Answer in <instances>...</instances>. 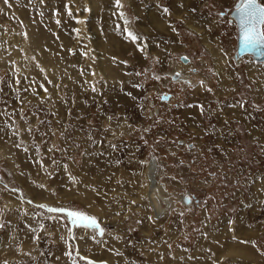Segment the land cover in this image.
I'll list each match as a JSON object with an SVG mask.
<instances>
[{
    "label": "rangeland",
    "instance_id": "obj_1",
    "mask_svg": "<svg viewBox=\"0 0 264 264\" xmlns=\"http://www.w3.org/2000/svg\"><path fill=\"white\" fill-rule=\"evenodd\" d=\"M238 2L0 0V264H106V242L123 264H264V60L236 57Z\"/></svg>",
    "mask_w": 264,
    "mask_h": 264
},
{
    "label": "snow or ice",
    "instance_id": "obj_2",
    "mask_svg": "<svg viewBox=\"0 0 264 264\" xmlns=\"http://www.w3.org/2000/svg\"><path fill=\"white\" fill-rule=\"evenodd\" d=\"M29 2L31 3V0H29ZM3 3L5 5H9V0H3ZM39 3L43 4L44 0H39ZM119 3L120 0H117V4ZM164 11L167 12L168 10L164 9ZM235 19L238 23L240 34V51L251 52L254 55L264 56V4L259 3L258 0H239V2L235 5ZM57 23H59V21H57ZM125 32L133 42L138 39V37L132 32L128 31V29H125ZM81 55L86 56L87 53H81ZM182 59L186 61L187 57H183ZM41 71H43V69H41ZM137 75H140V73H137ZM179 77L180 73H175L174 79H179ZM156 79L159 80L161 79V77L158 76L156 77ZM201 86H203V81H201ZM92 90L95 91V87H93ZM208 91H211V89H208ZM28 131L31 132V129H28ZM14 135H18V133H14ZM15 147H20V145L16 144ZM25 151H27V149H25ZM49 151H52V149H50ZM41 187H43V185H41ZM12 191L16 192L19 190L14 188L12 189ZM21 199L23 202V198ZM26 202L30 205L34 203L32 200H27ZM36 207L38 209L45 210L50 214H62L61 218H63V216H66L68 223L73 226L94 230L99 236H103L104 234V230L99 226L97 219L93 216L86 215L81 211L68 210L62 207H49L46 204H39L36 205ZM119 214L120 213H117V215ZM46 219L53 220L55 219V217L49 215L46 217ZM0 227H4V225H0ZM39 227L41 230H43L45 225L41 222L39 223ZM68 231L71 232L72 229L69 228ZM93 239H95V237H93ZM233 239H236V237H233ZM240 243L249 242L241 240ZM252 243L253 246H255V243ZM65 254L70 257L72 256L71 252H66ZM77 255L79 256L78 252ZM79 259L82 261H86V264H94L92 260L88 259L85 256H79ZM73 264H76L75 260H73ZM213 264H218V262L214 259Z\"/></svg>",
    "mask_w": 264,
    "mask_h": 264
},
{
    "label": "bare ground",
    "instance_id": "obj_3",
    "mask_svg": "<svg viewBox=\"0 0 264 264\" xmlns=\"http://www.w3.org/2000/svg\"><path fill=\"white\" fill-rule=\"evenodd\" d=\"M232 18H233V16H232ZM234 19V18H233ZM237 38H238V31H237ZM31 39V38H30ZM29 39V40H30ZM26 41L28 40V39H25ZM32 47H35V46H32ZM30 50V49H29ZM25 51V50H24ZM33 52V51H32ZM32 52H31V54H32ZM24 54V53H23ZM26 55H28L27 54V51H25V55L24 56H26ZM29 56V55H28ZM245 56V55H244ZM247 56V55H246ZM34 57V56H33ZM41 57H42V55H41ZM242 57V56H241ZM241 57H237V59L238 58H241ZM34 59V58H33ZM240 60V59H239ZM30 61H32L31 60V58H30ZM257 61V60H256ZM44 62V61H43ZM43 62L42 63H40L41 65L43 64ZM259 62V61H258ZM185 64V63H184ZM27 70H29V69H27ZM31 70H32V68H31ZM44 70V69H43ZM175 72H181L180 71V69H178L177 71H175ZM34 73V72H33ZM182 80H184V81H186L187 80V77H185L184 75H182L181 74V77H180ZM36 80V79H35ZM51 104V103H50ZM50 106V105H49ZM53 106V105H52ZM54 108V107H53ZM50 109H52V107L50 108ZM51 111V110H50ZM55 111V110H54ZM52 112H53V109H52ZM58 113H59V111H57ZM49 114V113H48ZM51 116V115H50ZM54 116V115H53ZM56 116H58V115H56ZM54 119H56L55 117H54ZM55 121V120H54ZM2 122H4V121H2ZM57 122V121H56ZM56 122H55V124H56ZM58 123V122H57ZM54 124V125H55ZM3 125H4V123H3ZM5 125H6V122H5ZM7 127H8V124L6 125ZM6 126H5V128H6ZM51 126H53V125H51ZM57 126V125H56ZM10 127V126H9ZM4 127H2V129L0 130V134H2L3 135V137H5L4 138V142H6L7 141V139H6V136H9V133L8 132H6V129H5ZM35 132V131H34ZM9 151V146H6V145H4V146H2V147H0V154H6L7 152ZM157 172H158V164H157V162L156 161H154V160H151L150 161V163H148V166H147V169H146V178H147V180H148V186H147V188H146V191H145V197H146V199H147V201L149 202V205H150V207H151V209H152V217H153V219L154 220H158L159 218H161V217H163V215L165 214V212L167 211V209H168V206H170V204H169V198L168 197H166L165 195H162L161 193L163 192H161L160 191V189H161V186L156 182V174H157ZM161 192V193H160ZM24 193V192H23ZM24 196H29V193L27 192V189H25V193L23 194ZM23 196V197H24ZM165 196V197H164ZM9 197H11V198H13V199H15V202H16V204H24L25 206H27L24 202H22V200H20L16 195H14L13 193H9ZM30 197V196H29ZM34 200H38V199H34ZM23 205V206H24ZM99 215V214H98ZM84 232H87V233H84ZM88 233H90L89 231H87V230H85V229H79L78 231H77V235H76V244H77V246L79 247V249L81 248H84V244H87V248L88 249H91V247H92V245H91V242H90V239H89V235L90 234H88ZM90 237H93V236H90ZM113 237V236H112ZM108 239V236H105V237H103L102 238V241H97V240H95L94 239V241H95V244H100V243H105L106 242V240ZM66 242V241H65ZM71 244V243H70ZM118 243L116 242V243H113V244H110V242H106V248L103 250V251H109L108 252V257H107V255L105 254V257H106V261H104V262H106V264H123L122 263V260H121V258L118 256V253H116V251H115V246L117 245ZM63 245V244H62ZM115 248V249H114ZM83 252V251H82ZM234 252H236V251H231L229 254H231V253H234ZM105 253H107V252H105ZM237 253H239V252H237ZM236 253V254H237ZM235 254V253H234ZM239 254H241V253H239ZM238 254V255H239ZM96 259V258H95ZM99 260V259H98ZM72 263H73V261H72Z\"/></svg>",
    "mask_w": 264,
    "mask_h": 264
},
{
    "label": "water",
    "instance_id": "obj_4",
    "mask_svg": "<svg viewBox=\"0 0 264 264\" xmlns=\"http://www.w3.org/2000/svg\"><path fill=\"white\" fill-rule=\"evenodd\" d=\"M231 15L233 16V18H234V20H235V22H236V24H237V28H238V23H237V21H236V19H235V9H234V11L231 13ZM244 55H251V56H252L255 60H257V61H263V60H264V56L254 55V54L251 53V52H241V51H240V34H239V28H238V38H237L236 57H241V56H244ZM183 57H185V56H183ZM183 57H182V58H183ZM182 58H181V61H182L183 63L186 64V62H188V58H187L186 61L183 60Z\"/></svg>",
    "mask_w": 264,
    "mask_h": 264
}]
</instances>
